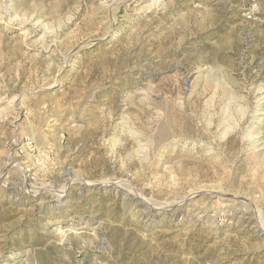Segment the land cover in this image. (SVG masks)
<instances>
[{"label": "rangeland", "instance_id": "rangeland-1", "mask_svg": "<svg viewBox=\"0 0 264 264\" xmlns=\"http://www.w3.org/2000/svg\"><path fill=\"white\" fill-rule=\"evenodd\" d=\"M0 264H264V0H0Z\"/></svg>", "mask_w": 264, "mask_h": 264}]
</instances>
